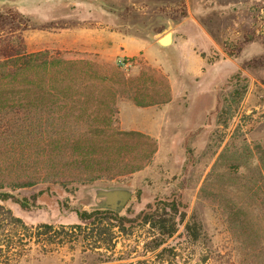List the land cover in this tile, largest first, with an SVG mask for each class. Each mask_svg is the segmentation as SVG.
Wrapping results in <instances>:
<instances>
[{
  "label": "rangeland",
  "instance_id": "obj_1",
  "mask_svg": "<svg viewBox=\"0 0 264 264\" xmlns=\"http://www.w3.org/2000/svg\"><path fill=\"white\" fill-rule=\"evenodd\" d=\"M169 25L175 38L170 47L138 41L142 55L129 57L127 71L118 61L128 56L95 52L107 31L157 42L155 35ZM2 29H13L27 52L88 58L121 80L119 126L148 134L155 153L144 165L149 146L138 141L137 150L118 155L121 166L142 164L134 173L69 188L41 183L15 190L1 203L29 225H68L95 204V189L129 188L121 214L130 218L159 200L177 204L178 231L167 243L185 248V225L194 216L217 248L251 253L254 264H264V243H243L235 221L257 225L264 239L261 197L250 182L259 165L256 145L264 147V0H0ZM186 37L198 54L179 43ZM122 78L131 79L135 91L121 94ZM135 93L148 105L135 103ZM50 249L33 244L11 264H83L79 247Z\"/></svg>",
  "mask_w": 264,
  "mask_h": 264
},
{
  "label": "trees",
  "instance_id": "obj_2",
  "mask_svg": "<svg viewBox=\"0 0 264 264\" xmlns=\"http://www.w3.org/2000/svg\"><path fill=\"white\" fill-rule=\"evenodd\" d=\"M126 80L123 95L135 91ZM120 81L88 58L50 49L27 52L13 29L0 30V264L18 261L33 244L45 252L79 247L83 264H254L251 253L217 248L194 216L185 225V248L167 243L178 231L174 201L159 200L132 218L111 209L79 210L80 222L68 225H29L1 203L17 189L41 183L69 188L134 173L142 164L133 160L122 168L119 156L138 141L149 146L144 165L151 160V137L119 126ZM133 100L148 105L137 93ZM256 150L259 165L250 182L264 212V147L257 144ZM235 221L243 243L263 245L257 225Z\"/></svg>",
  "mask_w": 264,
  "mask_h": 264
},
{
  "label": "crops",
  "instance_id": "obj_3",
  "mask_svg": "<svg viewBox=\"0 0 264 264\" xmlns=\"http://www.w3.org/2000/svg\"><path fill=\"white\" fill-rule=\"evenodd\" d=\"M180 26L184 27V23L182 22L180 24ZM140 40H142L143 43L147 42V43H150L152 45H156L159 48H161V50H162V49H167L168 47H170V45L173 43L175 38L174 37L172 38V42L170 44L163 45L159 42L158 39L156 40L157 42H151V41H148L144 38H139V37H135V36H131V35L122 34V33L117 32V31H107L105 34V39L100 44H97V46H99V48L95 49V52L99 53L100 55H103V56L112 55L113 57H118V56L137 57V56H141L142 55L141 49L137 45V43H139L138 41H140ZM179 43L180 44L189 43L191 51H189L188 53L190 55H192L194 53L198 54L196 51V48H195L196 45L191 43L190 37H186L183 40L182 39L179 40ZM72 44H75V43L71 42V45ZM117 47H119V49H117ZM188 53L186 55H188Z\"/></svg>",
  "mask_w": 264,
  "mask_h": 264
},
{
  "label": "water",
  "instance_id": "obj_4",
  "mask_svg": "<svg viewBox=\"0 0 264 264\" xmlns=\"http://www.w3.org/2000/svg\"><path fill=\"white\" fill-rule=\"evenodd\" d=\"M172 25H169L164 34L158 33L155 38L163 45L172 42L173 33ZM132 195L129 188H97L94 190L95 204L91 205V209H111L121 212Z\"/></svg>",
  "mask_w": 264,
  "mask_h": 264
},
{
  "label": "built area",
  "instance_id": "obj_5",
  "mask_svg": "<svg viewBox=\"0 0 264 264\" xmlns=\"http://www.w3.org/2000/svg\"><path fill=\"white\" fill-rule=\"evenodd\" d=\"M118 65L121 69L127 71L133 65V59L129 57H123L118 61Z\"/></svg>",
  "mask_w": 264,
  "mask_h": 264
}]
</instances>
